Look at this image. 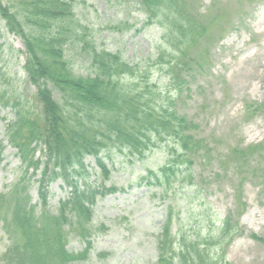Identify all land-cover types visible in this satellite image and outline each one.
Wrapping results in <instances>:
<instances>
[{
	"label": "trees",
	"instance_id": "16d2710c",
	"mask_svg": "<svg viewBox=\"0 0 264 264\" xmlns=\"http://www.w3.org/2000/svg\"><path fill=\"white\" fill-rule=\"evenodd\" d=\"M77 3L0 0V22L22 42V70L27 83L35 87L33 100L39 106L35 112L17 92L0 89V108L12 113L3 141L16 151L21 171L9 190L0 192V224L8 240L0 264H71L86 258L97 198L124 192L113 186L88 185L87 156L95 159L106 178L109 170L101 153L117 149L140 156L148 146L161 145L165 164L157 171L148 170L139 183L165 187L171 186V178L191 171L196 159H209V147L193 134L197 124L179 114L171 98L160 102L161 93L149 84L146 70L124 61L119 53L96 48L89 29L76 19ZM138 5L144 26L156 25L161 31L160 39L170 53L164 60V53L158 52L156 63L171 90L180 94L188 84L186 78L207 64L209 29L216 17L199 16L194 0H139ZM76 49L88 61L91 73L87 76L74 73ZM263 108L264 103L253 106V111ZM259 149L264 151V138L227 154L241 167L239 160ZM221 157L223 163L225 155ZM36 176L38 200L33 204L29 183ZM57 180L68 195L52 213L47 190ZM172 211L168 206L157 239V264H229L222 247L238 231L231 216L221 221L214 245L181 236L176 246L171 236ZM69 234L85 243L81 253L67 250ZM210 246H218L219 256L210 255Z\"/></svg>",
	"mask_w": 264,
	"mask_h": 264
},
{
	"label": "rangeland",
	"instance_id": "374dc122",
	"mask_svg": "<svg viewBox=\"0 0 264 264\" xmlns=\"http://www.w3.org/2000/svg\"><path fill=\"white\" fill-rule=\"evenodd\" d=\"M77 1L76 19L89 29L96 48L119 53L124 61L146 70L149 84L161 93L160 102L171 98L178 113L197 124L193 134L204 140L210 155L207 162L198 158L191 171L171 178L169 187L139 183L148 170L157 171L165 164L161 145L148 146L140 156L117 149L101 153L109 170L106 178L95 159L87 156L88 185L113 186L124 192L97 198L90 223L91 249L84 260L71 264H157V239L168 206L173 207L171 236L176 246L181 236L214 245L220 223L229 215L238 231L222 247L225 261L264 264V243L252 237L264 239V151H250L247 159L239 160L241 167L227 154L264 138V108L253 111L264 101V0H194L199 16L216 18L209 29L210 43H205L207 64L186 78L188 84L180 94L171 90L156 63L158 52L166 60L170 51L156 25L144 26L139 0ZM23 51L20 39L7 33L0 22V89L17 92L37 112L35 87L27 83L22 70ZM72 68L82 76L91 73L86 57L77 49ZM11 119V111L0 108L2 193L21 172L16 151L3 141L5 124ZM38 178L32 177L29 183L33 204L38 200ZM47 191L48 209L55 213L68 190L58 180ZM67 241V250L75 254L85 248L75 234H69ZM7 245L0 224V255ZM209 248L210 255L219 256L218 246Z\"/></svg>",
	"mask_w": 264,
	"mask_h": 264
}]
</instances>
